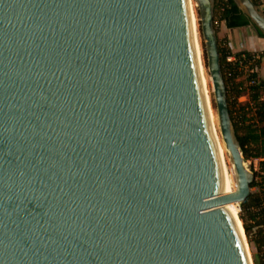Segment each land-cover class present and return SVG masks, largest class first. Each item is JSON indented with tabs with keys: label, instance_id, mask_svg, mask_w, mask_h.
<instances>
[{
	"label": "water",
	"instance_id": "1",
	"mask_svg": "<svg viewBox=\"0 0 264 264\" xmlns=\"http://www.w3.org/2000/svg\"><path fill=\"white\" fill-rule=\"evenodd\" d=\"M264 35V9L233 0ZM0 0V264H254L216 0ZM243 223V221H242Z\"/></svg>",
	"mask_w": 264,
	"mask_h": 264
},
{
	"label": "trees",
	"instance_id": "2",
	"mask_svg": "<svg viewBox=\"0 0 264 264\" xmlns=\"http://www.w3.org/2000/svg\"><path fill=\"white\" fill-rule=\"evenodd\" d=\"M259 4L258 0H255ZM216 16L225 22L229 28L248 26L251 20L236 5L233 0H216ZM264 37L263 33H258ZM219 49L223 72L228 88L230 113L241 143V150L246 161L260 159L259 170H254L256 178L252 184L253 192L246 203L241 205L240 218L245 227L249 242L255 250V264H264V79L258 72L246 77L245 64L258 56L250 68L260 67L264 53L243 51L237 54L219 39ZM234 54L235 62L227 58ZM245 56V62L243 61ZM255 84H251V81ZM248 96L246 103L240 101ZM255 234V236H254Z\"/></svg>",
	"mask_w": 264,
	"mask_h": 264
},
{
	"label": "bare ground",
	"instance_id": "3",
	"mask_svg": "<svg viewBox=\"0 0 264 264\" xmlns=\"http://www.w3.org/2000/svg\"><path fill=\"white\" fill-rule=\"evenodd\" d=\"M190 3H191V8H192V16H193L194 28H195V34H196V46H197V49H198V56H199V61H200V71H201V74H202L203 85H204V89H205L206 96H207V99H208V104H209V107H210V114H211L212 124L214 126L215 135H216V138H217L219 146H220V152H221L223 166H224L225 178H226L227 186L230 188V190L236 191L237 188L235 189V184L237 185V180L236 181L234 180V177H233V175L231 173V166H232L233 170H234V166H233V163L231 162L230 155L228 154L229 150L227 149L225 142L221 138V134H220V131H219V126H218V118H217L216 112H215L213 104H212L213 102L211 100V88H210V85H211L212 77L211 78L209 77L208 71H207L206 66L204 64L202 49H201V45H200L201 43H200V39H199L200 36H199V33H198V24H197V21H196L195 8H194L193 0H190ZM234 175H235V170H234ZM235 179H236V176H235ZM230 205H231V208H232V210L234 212V215L237 217L239 215L238 214L239 213V209H240L239 205L237 203H233V204H230ZM240 226H241V229L243 231V223H242V221H240Z\"/></svg>",
	"mask_w": 264,
	"mask_h": 264
},
{
	"label": "crops",
	"instance_id": "4",
	"mask_svg": "<svg viewBox=\"0 0 264 264\" xmlns=\"http://www.w3.org/2000/svg\"><path fill=\"white\" fill-rule=\"evenodd\" d=\"M222 29L219 39L232 51V53L237 54L243 51L264 53V37H261L250 25L229 28L225 22H222ZM258 74L264 79V56ZM240 101L243 103L245 102L242 97Z\"/></svg>",
	"mask_w": 264,
	"mask_h": 264
},
{
	"label": "rangeland",
	"instance_id": "5",
	"mask_svg": "<svg viewBox=\"0 0 264 264\" xmlns=\"http://www.w3.org/2000/svg\"><path fill=\"white\" fill-rule=\"evenodd\" d=\"M258 1H259V5L264 9V0H258ZM193 3H194V8H195L196 21H197V24H198V33H199V36H200L199 39H200V43H201L200 45H201V49H202L204 64H205L206 69L208 71L209 77L211 78L210 73H209V68H208V65H207V55H206V50H205V42H204V39H203V36H202V32H201V28H200V15H199V12H198V6H197V3H196L195 0H193ZM217 20H218V24H216V27L218 29V36L220 37V34L222 33V30H223L222 29V21H220L219 16H216L215 21H217ZM258 72H259V68H258ZM212 82L213 81L211 80V85H210V88H211V100L213 102L212 104H213L214 110H215L217 118H218L219 131H220V134H221V138L223 140L222 133H221V128H220L219 117H218L216 104H215L214 84ZM242 98H243V101H245L244 103H246V101L249 99V97H246V96H243ZM246 162L248 164V167L251 170H253V171L254 170H259V168H260V166H259L260 159H252V160H248ZM231 173H232V175L234 177V180L236 181L235 175H234V170H233L232 166H231ZM236 188H237V185L235 184V189ZM240 212H241V209H239V213H238L239 216H240ZM243 225H244V223H243ZM254 236H255V234H254ZM246 237H247V242H248V245H249V250H250V253H251V256H252V259H253V263L255 264V258H254L255 250L252 247L251 243L249 242V238H248L247 234H246Z\"/></svg>",
	"mask_w": 264,
	"mask_h": 264
},
{
	"label": "built area",
	"instance_id": "6",
	"mask_svg": "<svg viewBox=\"0 0 264 264\" xmlns=\"http://www.w3.org/2000/svg\"><path fill=\"white\" fill-rule=\"evenodd\" d=\"M221 21V20H220ZM215 23L216 24H218V20L217 21H215ZM258 58V56H254V59H252V61L251 62H249V63H247V64H245V71H246V77H248L250 74H252V73H254V72H258V68L259 67H254V68H250V64L251 63H253L254 62V60L255 59H257ZM245 56L243 55V61H241V64H243L244 62H245ZM227 61L228 62H235V61H237V58H236V56L234 55V54H230L229 56H228V58H227ZM256 82L253 80V81H251V84H255Z\"/></svg>",
	"mask_w": 264,
	"mask_h": 264
}]
</instances>
